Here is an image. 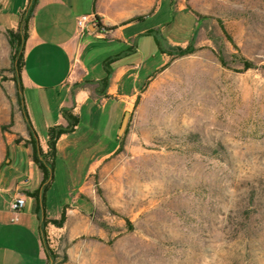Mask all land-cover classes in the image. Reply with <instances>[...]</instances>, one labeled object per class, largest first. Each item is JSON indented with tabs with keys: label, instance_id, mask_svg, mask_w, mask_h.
Wrapping results in <instances>:
<instances>
[{
	"label": "rangeland",
	"instance_id": "obj_1",
	"mask_svg": "<svg viewBox=\"0 0 264 264\" xmlns=\"http://www.w3.org/2000/svg\"><path fill=\"white\" fill-rule=\"evenodd\" d=\"M135 29H153L139 45L160 62L157 38L165 64L127 110L121 150L86 182L88 155L54 162L49 212L71 208L85 185L53 224L45 264H264V0H148ZM106 36L92 54L116 52ZM12 52L0 27V151L19 106ZM121 121L111 115L99 132L116 138Z\"/></svg>",
	"mask_w": 264,
	"mask_h": 264
},
{
	"label": "crops",
	"instance_id": "obj_2",
	"mask_svg": "<svg viewBox=\"0 0 264 264\" xmlns=\"http://www.w3.org/2000/svg\"><path fill=\"white\" fill-rule=\"evenodd\" d=\"M28 5L29 0H3L0 27L16 29L20 12ZM147 8L148 0H37L24 41L23 100L9 121V131L2 134L0 264H45L47 261L41 216L36 213L35 199L30 194L41 190L42 173L33 161L31 145L26 142L29 139L27 123L45 152L48 127L67 124L62 109L76 116L78 121L73 130L61 134L55 143L54 162L58 157L88 155L86 182L101 162L115 153L120 141V122L116 138L101 134L99 125L109 123L111 115H121L123 119L154 73L165 64L161 45L160 49L156 45L151 55L160 54V62L151 65L139 45V37L149 31L153 34V29L132 30ZM88 13L95 14L106 29L88 25L80 32L77 18ZM107 34L121 44L116 52L92 54L93 39L107 38ZM107 71L108 80L104 84L101 79ZM27 91L30 94L25 98ZM82 125L87 130L79 134ZM110 139L111 144H106ZM85 182L80 184L69 205L71 208L65 207L66 216L69 209L76 211L75 203L78 195L84 193ZM19 195L24 196L25 202L18 221H13L9 204ZM45 216L59 217L46 206Z\"/></svg>",
	"mask_w": 264,
	"mask_h": 264
},
{
	"label": "trees",
	"instance_id": "obj_3",
	"mask_svg": "<svg viewBox=\"0 0 264 264\" xmlns=\"http://www.w3.org/2000/svg\"><path fill=\"white\" fill-rule=\"evenodd\" d=\"M37 0H29V5L26 9L22 10L19 14V20L18 25L16 29H7V33L9 36V41L12 47V54H11V71H12V79L14 81V84L18 90L17 94V102L20 106L21 101L23 100L22 97V91L23 86L21 82V70L23 65V52H24V41L27 36V30H28V22L30 17L33 14L34 8L36 6ZM96 21L98 24L99 29L103 28L104 30L106 27L101 25L99 22L98 17H96ZM220 28L225 36L229 38L230 36L226 33L224 26L222 25L221 21H219ZM114 28V27H110ZM150 33V31L148 32ZM155 43L160 49V43L157 38L154 39ZM194 49L190 48L188 46L186 47H180V46H172L168 54H177V55H183L186 53L192 52ZM221 63L225 64L222 57H220ZM243 64L244 69H248L252 67V63H250L246 59H242L240 61ZM108 71L106 72L105 76L101 79V82L104 84L108 80ZM138 98L136 99V101ZM135 101V102H136ZM62 112L64 116L67 118V124L66 125H53L48 127L47 129V144H48V150L43 151L41 147L39 146L37 136L35 132L32 129V126L30 123H27V130L29 133V139L26 140L27 143H29L32 147V158L37 166V168L42 173V180H41V190L36 189L32 191L30 194L34 197L36 207L35 211L36 213L41 216V228L43 230V226L49 221L53 224H55L58 227H61L66 219L65 215V207H63L62 212L58 218H46L45 216V191L50 186L51 181L53 179V164H54V157H55V143L59 136L63 133H67L73 130L74 126L77 124L78 118L74 115H72L68 110L62 109ZM122 144H121V137L119 141V145L115 152H119L121 150ZM44 242V240H43ZM47 257L50 256V253L44 243Z\"/></svg>",
	"mask_w": 264,
	"mask_h": 264
},
{
	"label": "built area",
	"instance_id": "obj_4",
	"mask_svg": "<svg viewBox=\"0 0 264 264\" xmlns=\"http://www.w3.org/2000/svg\"><path fill=\"white\" fill-rule=\"evenodd\" d=\"M88 25L91 26L93 25L95 28L99 29L95 14L93 13L82 14L77 18V27L80 32L85 31ZM100 29L102 30L103 28ZM24 202H25V198L23 195H19L11 199L9 207L12 212L11 219L13 221H18L19 213L24 205ZM52 227H54L53 223L48 221L44 226V230H42V238L44 240V243L46 247L48 246L51 250L54 249V244H55V240H54L55 233L52 232L51 230Z\"/></svg>",
	"mask_w": 264,
	"mask_h": 264
},
{
	"label": "water",
	"instance_id": "obj_5",
	"mask_svg": "<svg viewBox=\"0 0 264 264\" xmlns=\"http://www.w3.org/2000/svg\"><path fill=\"white\" fill-rule=\"evenodd\" d=\"M92 27L95 28L93 25H92ZM127 117H128V112H126L123 116L121 126H120V131L124 129V127L126 125Z\"/></svg>",
	"mask_w": 264,
	"mask_h": 264
}]
</instances>
